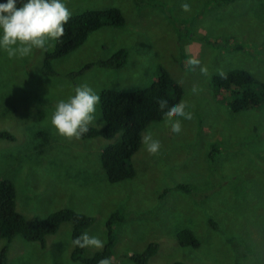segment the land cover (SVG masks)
Segmentation results:
<instances>
[{
    "label": "rangeland",
    "instance_id": "rangeland-1",
    "mask_svg": "<svg viewBox=\"0 0 264 264\" xmlns=\"http://www.w3.org/2000/svg\"><path fill=\"white\" fill-rule=\"evenodd\" d=\"M63 2L71 12L116 6L124 24L90 33L52 62L54 76L39 70L42 49L12 59L0 49V131L13 136L0 138V178L14 185L15 210L27 219L64 207L84 212L93 217L84 233L102 240L107 216L118 210L123 220L113 225L111 264H134L127 256L150 242L156 248L147 264H264V102L232 113L227 95L210 81L219 70L242 68L264 84V0ZM183 3L190 4V12L181 10ZM119 47L127 50L122 67L95 64L68 76ZM190 58L200 66L189 65ZM200 67H207L208 75ZM158 69L182 87L180 101H187L193 119L181 121L179 134L170 132L165 119L151 122L131 156L133 176L108 183L98 155L114 139L62 138L50 124L51 114L76 86L86 84L96 94L107 87L129 90L148 85ZM99 116L97 106L90 125L100 126ZM148 132L162 144L157 155L142 143ZM182 227L198 247L177 243ZM70 228L62 222L42 245L20 236L0 239V248L7 245L3 264H83L71 260Z\"/></svg>",
    "mask_w": 264,
    "mask_h": 264
},
{
    "label": "trees",
    "instance_id": "trees-1",
    "mask_svg": "<svg viewBox=\"0 0 264 264\" xmlns=\"http://www.w3.org/2000/svg\"><path fill=\"white\" fill-rule=\"evenodd\" d=\"M228 1L231 0H215L216 3ZM3 2L6 3L7 0ZM24 2L26 0H17L16 7H22ZM71 13L70 20L64 25L65 35L51 44L47 51H42L39 70L43 75H56L52 62L77 49L90 33L102 27H121L124 24V17L116 6L84 8ZM194 37L197 38L198 35ZM126 56L127 50L119 47L105 58L85 63L77 71L68 73V76L80 75L89 66L95 64L110 70L120 68L124 65ZM224 72L227 74L226 79L220 78L216 73L211 75L210 81L216 91L227 95V107L230 112L236 113L264 102V84L249 72L242 68H231ZM97 94L100 97L98 109L101 124L98 127L89 125V131L81 139L113 138L111 143L101 148L98 155L99 166L108 183L127 180L134 174L130 159L139 148L143 130L151 122L165 119L164 112L167 108L161 110L157 101L165 99L168 101V107L175 105L180 102L182 87L164 69H160L146 86L129 90L107 87L99 90ZM32 107L35 111V107ZM32 107H29L31 111ZM35 116V113H32L31 117ZM39 134L45 136L42 131ZM0 138L13 140V136L5 131H0ZM212 157L213 153L209 152L210 161ZM175 188L188 190V186L184 184H177ZM164 191L169 192L170 189ZM15 194L12 182L0 178V239L10 241L12 237L20 236L27 241H36L42 245L45 236L54 233L59 224L66 221L71 225L69 238L72 242L74 238L84 234L85 229L93 222L92 216L68 207L54 210L43 218L27 219L15 210ZM122 220L123 216L118 210L110 212L105 220L106 243L103 249L87 254L86 248L73 247L71 243V260L81 261L83 264H98L101 259L110 258L114 246L113 225ZM176 240L182 247L199 246V241L187 227L177 230ZM6 247L5 244L0 248V264L5 261ZM155 248L156 244L150 242L142 250L132 252L127 257L134 264H147Z\"/></svg>",
    "mask_w": 264,
    "mask_h": 264
},
{
    "label": "clouds",
    "instance_id": "clouds-1",
    "mask_svg": "<svg viewBox=\"0 0 264 264\" xmlns=\"http://www.w3.org/2000/svg\"><path fill=\"white\" fill-rule=\"evenodd\" d=\"M17 0H7L0 4V49L7 53L9 59L25 58L34 49L48 50L50 44L59 41L65 35L64 25L71 18V11L63 0H26L22 7H16ZM183 12H190L188 3L181 5ZM187 63L200 66V61L190 58ZM202 75H208L207 67H200ZM226 79L223 70L217 73ZM199 90L194 86L192 92ZM100 97L86 84L76 86L74 94L66 100L61 99L55 105L50 117V124L56 134L68 140H80L89 131V125L96 121V107ZM159 108L164 112L165 126L170 132L179 134L182 131V120H192L193 113L188 111L187 101H180L168 107V101L159 99ZM142 143L150 155H157L162 147L160 140L153 139L151 132L146 133ZM73 247L103 249L106 241L98 236L82 234L72 240ZM98 264H111L110 258L101 259Z\"/></svg>",
    "mask_w": 264,
    "mask_h": 264
}]
</instances>
